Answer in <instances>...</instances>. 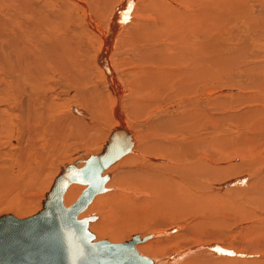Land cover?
I'll return each mask as SVG.
<instances>
[{"label":"bare ground","instance_id":"obj_1","mask_svg":"<svg viewBox=\"0 0 264 264\" xmlns=\"http://www.w3.org/2000/svg\"><path fill=\"white\" fill-rule=\"evenodd\" d=\"M252 2L0 0V50L4 52H0V134L10 130V139L18 145L17 156H22L20 161L15 159L14 177L21 185L36 181L60 151L75 145L81 155L110 123L107 143L118 130L119 142L130 146L104 172L109 178L118 177L116 183L122 186L109 184L96 199L97 209L91 206L87 216L95 210L118 213L130 203V211L140 205L150 216H145V222L139 215L119 221L114 213L103 227L97 221L89 223L95 235L121 236L131 226L136 231L144 228L155 216L187 214L193 227L145 232L136 245L159 254L165 241L153 237L180 230L179 237L194 240L187 248L196 249L191 262L264 264V258L257 256L264 257V227L259 231L257 227L264 215V0ZM251 8L255 9L246 20L244 14ZM85 31L93 35V44ZM14 66L17 70H12ZM7 92L21 98L8 102ZM21 99L29 113L25 119L20 115L24 112ZM221 119L238 122L239 127L228 126L220 133ZM145 122L155 135L143 134ZM21 131L30 136L25 147H21ZM147 139L151 143L138 149ZM25 151L28 163H23ZM6 154L0 151V171L12 165L2 159ZM131 160L132 168L124 165ZM57 177L48 192L50 210L58 209L64 196L65 204L72 202L85 187L72 182L63 193ZM128 184L141 189L124 188ZM128 191H138L142 198L122 193ZM238 194L262 196L245 199L253 203L246 207L244 201H236ZM247 220H255L243 230L247 238L256 232L261 238L239 250L247 252L246 258L225 256L227 261L223 260L221 247L214 248L217 241L211 239L228 240L230 232L223 226ZM205 244L208 248H203ZM185 251L177 252L178 256L182 258ZM169 259L154 258V264H170Z\"/></svg>","mask_w":264,"mask_h":264},{"label":"rangeland","instance_id":"obj_2","mask_svg":"<svg viewBox=\"0 0 264 264\" xmlns=\"http://www.w3.org/2000/svg\"><path fill=\"white\" fill-rule=\"evenodd\" d=\"M190 1L192 2L194 0H190ZM245 1H250L251 4L253 3L252 2L253 0H245ZM233 2L239 4V3H243L244 0H233ZM260 6H261L260 8L263 9L262 8L263 4L260 5ZM254 9L255 8H251L248 13L244 14V15H246V20H247V17H249L251 15V13L253 12ZM262 11L264 12V9ZM263 16H264V13H263ZM100 20H101V22L102 21L104 22V21H108L109 19H100ZM262 32L264 33V23H263V27H262ZM85 33H87L88 41L91 44H93L94 37L91 34V32L90 31H85ZM1 47L2 46L0 45V49H1ZM0 52L2 54H4L3 51L0 50ZM140 52H144V50L143 51L140 50ZM96 56H97V54H96ZM3 57H4V60H5L6 56H3ZM5 61L7 63H9V64H14V61H12L11 59H10V61H8L7 59ZM263 62H264V60H263ZM15 69L17 70V68L15 66L12 67V70H15ZM246 75L248 76V74H246ZM123 80L125 81V87H126L127 91L129 92L130 91L129 85H127V82H126V80L124 78H123ZM14 88L15 87L10 88V91L14 90ZM230 88L232 89L231 90L232 94H235L236 91L233 89V87H230ZM6 96H8L7 100H6L8 102H10V101L15 102V100H17V98L18 99L21 98V96L20 97L19 96L16 97V94H14L12 92H7ZM10 96H12V97H10ZM207 99H208L207 101H210L209 98H207ZM193 100H196V99H193ZM193 100H191V101H193ZM153 101L151 103H156L157 102L156 100H153ZM174 102L177 103L178 99L175 100ZM186 102H188V101H186ZM147 103L150 105V100L149 99H147ZM170 106H173L172 103L170 104ZM22 107L24 109V112L21 113L20 115L22 116V119H25V118L28 117L27 115L29 113L27 111V106L24 105V103H23V100H22ZM181 107L184 108V106H181ZM181 107H179V108L181 109ZM25 108H26V110H25ZM171 115L175 116V114H173V113L166 112V116H171ZM125 118H126V116H125ZM126 120H128V121L130 120L131 122H134V123H137V124H140V122H141V121H139V119L136 120V119H132V118H126ZM243 120H245V119H243ZM225 121L226 120L223 121V119H221V122L219 121V127L220 128H218V130H219L220 133L221 132H225V128H227L228 126H230L233 130H235V128L239 127V123L238 122L230 120L227 123V121L226 122ZM222 122H223V124L221 125ZM26 124H27V128H28L29 126H28L27 120L25 122V125ZM143 126H144L142 128L143 134H146L147 136L155 135V132L153 131V128L152 127L150 128L146 122L144 123ZM147 126L149 127V129H148ZM146 127H147V129H146ZM110 129H111V124L110 123L109 124H105L103 126L102 135L95 141V143L92 146H90L88 148H85V149L83 148L82 149L83 153H81V155L80 154H76V152L78 150H80L81 148H77V146H75V145H71V146L65 148L64 150L60 151L58 153L57 157L55 156L54 158L51 159V161H49L48 166L45 167L46 171L44 172V175H41L34 182L31 181V180H28V181L26 180L25 182H23V185H21V183H19V180L14 177L15 174L17 173L16 171H14L16 169L15 159L18 158L19 161H20L22 159V156H20V154L17 156L16 150L18 148L17 147L18 145H16L17 144L16 141L12 142V140H14V139L13 138H11L12 140L10 139V134L11 133L8 132L10 130L6 129V131H4L2 134H0V143H2L0 145V151L5 153V154L7 153L6 156L2 155V159L5 160V161L9 160V164H12V165L11 166H7V167L6 166H2V169H4V170L0 171V216L1 215L14 214L17 217H29V216H32V215L38 213L44 207V202L47 200L48 192L52 188L56 177L61 173L62 168L68 166L69 164L77 163L78 160H79L78 164H82L83 165L84 164L83 163L84 160L86 158H88L91 154H99V151L102 148H104V146L107 143V140L109 138ZM24 133H25V131H21V134L23 136L22 137V141H21V147H23V146L25 147L27 145V143L30 142L29 141L30 140V136H28L26 134L24 135ZM21 134H20V136H21ZM233 135H234V133L231 134V136H233ZM9 140H11V141H9ZM3 143H5V144H3ZM150 143H151V140L147 139L146 142H144V143L140 142L137 148L138 149H143L142 148L143 146H147ZM4 147H5V149L6 148L7 149L4 150ZM212 148H213V146L210 147V149H212ZM98 149H99V151L96 152ZM8 150H10L11 152H9ZM197 151L203 152L202 150H197ZM10 153H12V154H10ZM26 153H27L26 151L23 152V163H28L30 161L29 155L26 156L25 155ZM132 155L134 156V154H132ZM133 159L134 158L132 157V160ZM132 160H131V162H125L124 165H128L129 168H132L131 167ZM134 163H136V161L133 162V164ZM154 163L155 164H160L161 162L160 163L154 162ZM163 163L164 162H162L161 165H163ZM0 169H1V166H0ZM19 169H21V168H19ZM119 174H121V173H118L115 176L117 177ZM117 178H113V177L109 178L104 184L105 187L107 188L109 186V184H112V185L115 184L116 181H117ZM233 178H235V177H233ZM250 180H251V178L248 179V180L246 179L245 181H243L242 182V183H244L243 185H245V184L248 185V182ZM24 183H25V185H24ZM116 184H118L119 188H121L122 184H119V183H116ZM219 184L220 183H217L218 187H220ZM24 186H26V187H24ZM85 187H84V189H85ZM124 188H129V189H133V190H134V188L135 189H141V187L133 185V184H130V185L128 184V185L124 186ZM84 189H82V191ZM82 191H81V193H82ZM105 191H102V192H100V193H98V194H96L94 196V198L91 201V203H89L87 208L80 214V216H79L80 218L88 215V213H86V212L91 206H92V209H97V208H95V206H97L96 199L98 198L99 195L103 194ZM122 193H124L126 195H133L136 199L142 198L141 194L138 191H134V192L133 191L132 192L128 191L127 193H125V192H122ZM80 194L77 196V198H74V200L72 202L67 203V204L64 203V204L66 206H69V205L73 204L79 198ZM238 195H239L238 196L239 198H236V199L239 200V201L236 200L238 203H242L247 198L261 197L262 196L261 194L245 195V198H244V196H243L244 194H238ZM240 197H241V199H240ZM64 199H65V196L63 197V200ZM67 202H69L68 199H67ZM99 204H100V206H102L103 202L99 201ZM243 204L247 207V206H252L253 203L250 202V201H249V203H245V201H244ZM33 205H34V207H33ZM129 205H130V207H129ZM131 205H133V204L132 203L127 204L126 206H124V210L121 209L122 212L120 210V212H118V213H116L115 211H107V212L103 213L102 210H95L92 213L93 216H94V220H91L89 223H91V222L93 223L94 221L95 222L97 221L96 224L98 226H100V227H103L105 222L107 221V219L114 217V213H115V217H116L115 220L121 219L122 221H126L129 218H134V216H135V218L136 217L139 218V216H141V217H143V219L142 218L140 219L141 222H145V219H147L150 216V215L145 213V210H146V209H144L145 207L143 208L142 206L138 205V208L135 211L136 212L135 213L132 210H131L132 212L130 211ZM260 205H261V202H260ZM140 207H142V208H140ZM261 208L262 207H259V209H261ZM144 213H145V215H143ZM92 214H90V215H92ZM145 216H148V217L145 218ZM235 217L238 220H241L238 217V215H235ZM121 220H119V221H121ZM149 220H150V222L147 225H144L143 226L144 228H139L136 231V229L134 228L135 226H131L133 228H131V227L129 229L126 228V231H124L123 232L124 234L122 233L121 236H111L109 233L102 234V232L101 233L100 232H95L93 226H92V228H93L92 230L96 233L97 236L96 235L95 236H96L97 240H103V238H107V240H109L110 242L118 243V242H125V241H128V240H131L132 237H134V236H143L145 234V232L152 233V234L153 233L157 234V232L164 231L165 229H167V227H193V223H194V222H191V220H190V218H189V216L187 214H184L182 216L161 217V218H158V216H155V218L153 217V218H150ZM254 221L255 220H247L246 222L242 221V224L232 223L231 225L223 226V227H228V231L230 232V234H229L230 238L228 240L227 239L224 240L223 238L219 239L218 236L216 237L217 239L216 238L215 239H211V241H217L216 242L217 245H215L214 248H220L221 247L220 251H222L224 253V257H222L223 260H226V257H228V256H230V257L236 256V257H239V258H241L243 256H245V258L247 257V255H248L247 252L246 253H245V251L244 252H242V251L239 252V250H242V248L246 247L248 244L249 245L254 244L253 241H256L257 239L261 238L260 237V233L258 235V233L256 231H255L256 233H251L252 234V236H251L252 238L251 237L247 238V236H246L247 233L243 232V230L246 229V227H249L252 224V222H254ZM259 221H261V222L257 226V227H259L258 231L262 230L261 228L264 227V215L262 216V219H260ZM209 227H213V226H209ZM238 227H240V228H238ZM140 229H142V230H140ZM171 232L172 231H168V232H166L167 234L160 235V237H153V239L156 238V240L165 241L163 243V245H162L163 251L161 253H159V254L148 253V251L144 250L145 246L142 247V245L141 246L140 245H136V249L141 254H144L145 256H148L149 258H152L153 260H154V258H156L158 260H161V259H166V258L169 257V258H171V259H169L170 260V264H197L195 262H191V260L193 261V259L191 258L193 250H196V249H194V246L192 247L193 248L192 250H190V251L187 250V248L190 247V245L194 242V240L191 237H187V238L179 237V234H181L183 231L176 230V231H173L172 233ZM98 233H100V235H98ZM239 237H240V239L236 240ZM195 243H197V242H195ZM201 244L203 245L204 243H200V242L197 243V245H201ZM207 245H209V244H205L203 246V248H208ZM233 247H236L237 251H235ZM183 249H186V251H185V253H183L184 255L181 258L180 256H178L177 252H179V251H181ZM232 249H233V252L229 251V250H232ZM227 250L229 251V253L227 252ZM237 252H239V253H237ZM239 254H240V256H239ZM172 256L173 257L175 256L176 258H173ZM257 256H259L260 258H264L263 256H260V255H257ZM202 258H207V256L203 255ZM259 260H261V259H259ZM173 261H175L176 263L173 262ZM259 262L260 261H258V263ZM212 263L213 264H221L219 261H213ZM233 263H234V261L232 260V262L230 264H233ZM168 264H169V262H168ZM207 264H209V263H207ZM236 264H244V263H236Z\"/></svg>","mask_w":264,"mask_h":264},{"label":"water","instance_id":"obj_3","mask_svg":"<svg viewBox=\"0 0 264 264\" xmlns=\"http://www.w3.org/2000/svg\"><path fill=\"white\" fill-rule=\"evenodd\" d=\"M117 131L102 152L91 154L82 166L77 161L62 168L57 181L63 193L72 182L86 186L73 204L66 206L61 198L60 207L50 210L47 196L46 208L35 215L0 216V264H154L136 249L142 240L138 236L120 243L97 240L89 229L94 216L79 217L94 196L106 190L105 170L130 150L126 142H119Z\"/></svg>","mask_w":264,"mask_h":264}]
</instances>
